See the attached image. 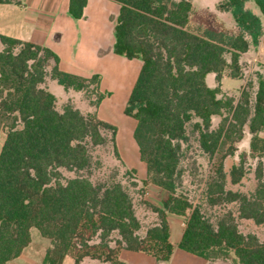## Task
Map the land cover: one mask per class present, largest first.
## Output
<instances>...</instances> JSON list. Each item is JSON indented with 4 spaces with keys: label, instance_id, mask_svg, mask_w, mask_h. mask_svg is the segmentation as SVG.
I'll use <instances>...</instances> for the list:
<instances>
[{
    "label": "trees",
    "instance_id": "obj_1",
    "mask_svg": "<svg viewBox=\"0 0 264 264\" xmlns=\"http://www.w3.org/2000/svg\"><path fill=\"white\" fill-rule=\"evenodd\" d=\"M12 1L18 3L0 4ZM112 1L121 6L114 53L143 63L124 113L137 121L134 138L148 167V181L139 184L136 172L125 167L132 179L128 186L117 181L95 184L80 175L64 178L62 169L79 174L92 168L91 149L109 142L122 163L116 147L118 129L71 105L60 111L56 95L44 86L47 69L53 61L52 79L66 91L86 92L93 86L97 97L90 100L96 108L105 98L99 92L101 76L64 73L49 48L0 36V134L6 133L0 152V264L22 255L32 242V229L51 241L42 264H63L67 256L76 264H88L86 260L123 264L122 250L144 252L166 263L175 250L167 221L171 214L187 220L181 250L210 261L229 259L233 253L234 264H264V240L241 233L233 214L214 224L200 206L177 194L189 124L199 135L202 154L214 160L227 142L232 152V144L239 143L246 131L252 135V152L264 145L259 137L264 129V65L252 72L239 99L224 94L220 86L226 69L235 79L246 78L249 64L241 57L260 45L264 0H253L261 16L248 7L251 0H226L220 9L232 14L236 29L221 27L209 13L205 29L197 31L190 29L197 14L190 0ZM87 4L88 0H71L70 15L84 18ZM209 74H216L217 87L207 84ZM214 118L219 120L216 126ZM222 158L219 176L208 188L211 197H218L213 202L239 204L240 221L263 226V169L256 174L255 192L248 195L232 189L242 185V163L228 174L227 156ZM148 184L168 194L161 208L148 205L157 221L142 230L135 200ZM139 187L142 194L134 199L131 188Z\"/></svg>",
    "mask_w": 264,
    "mask_h": 264
},
{
    "label": "crops",
    "instance_id": "obj_2",
    "mask_svg": "<svg viewBox=\"0 0 264 264\" xmlns=\"http://www.w3.org/2000/svg\"><path fill=\"white\" fill-rule=\"evenodd\" d=\"M17 1L18 3L12 1L11 3L0 4V36L32 42L49 48L59 57V69L64 73L85 78L100 75L101 85L99 92L105 95V98L97 108V112L104 122L116 126L118 129L116 147L124 167L136 172L135 176L139 184H142L143 181H148V167L141 160L139 147L134 138L137 121L124 113L143 63L139 59L129 60L114 53V26L121 6L112 0H88L84 18L77 20L69 13L71 0ZM190 1L195 13L206 16L212 13L216 16V22L221 27L228 30L236 29V22L232 14L220 9V4L226 2V0ZM248 7L261 16L253 0L248 3ZM0 49H2L1 44ZM241 62L249 64L248 73L255 71L259 65H264V35L258 47H251L247 53L242 55ZM248 73L243 80L236 79L242 81L243 84L238 94H234L223 89L224 80L233 78L231 70L226 69L220 83L222 92L239 99L241 91L248 82ZM53 81L52 87L58 91L56 95L58 101L60 98L68 101L73 99L74 103H68V105L74 106L75 100L78 97H83L81 92L66 91L56 80ZM56 83L60 86L59 90L56 87ZM207 84L211 88L219 85L216 80V74L207 76ZM46 88L50 90V86ZM68 97L70 98L68 99ZM117 98L119 100L120 98H123L122 100L125 99L122 106L113 103L112 100H118ZM111 101L112 105H108ZM89 102L90 107H94L91 101ZM74 108L78 109L75 106ZM91 111L92 108L89 113H92ZM213 121L219 120L214 118ZM259 137L264 140V129L260 132ZM5 140L6 134L3 136V133H1V148ZM251 141L252 135L246 131L244 138L236 146L238 149L236 153L240 154L241 151L248 153L251 150ZM238 156H235L234 159H238ZM232 189L237 191L235 188ZM167 194L165 190L153 184H148L145 187L143 196L140 198L145 203L141 207H144L142 209L143 215H148L147 220H152L151 224L140 217L135 200L136 214L141 222L142 230L151 227L157 221L156 214L152 212L148 205L161 208ZM167 221L170 227V243L175 247L174 253L168 262L158 263L150 254L129 250H122L119 253V261L123 264H234L235 256L233 253L229 259L210 261L181 250L179 244L185 232L187 220L185 217L171 214L168 216ZM50 247L51 243L46 242V240L34 241L32 238L31 244L24 250L22 255L10 264H42ZM86 261H88V264H110L91 260ZM63 264H76V262L72 257L67 256Z\"/></svg>",
    "mask_w": 264,
    "mask_h": 264
},
{
    "label": "rangeland",
    "instance_id": "obj_3",
    "mask_svg": "<svg viewBox=\"0 0 264 264\" xmlns=\"http://www.w3.org/2000/svg\"><path fill=\"white\" fill-rule=\"evenodd\" d=\"M221 5V4H220ZM202 16V19L201 17ZM200 17V19H199ZM205 19L208 20L207 16L204 14L197 13L191 19L190 22V29L197 31L198 28L205 29ZM201 22V23H200ZM230 59V57H228ZM55 66L53 61H50V67L47 69V77L46 82L44 84L45 87L50 86V92L57 95L58 91L52 87V83L54 82L51 76V68ZM252 72L248 73V81L251 80L253 77ZM243 82L240 80H236L233 78L226 79L223 82V89L225 91H230L234 94H238L240 87L242 86ZM56 87L59 90L60 86L56 83ZM93 86L86 92H81L83 97H78L75 100V107H78L80 111L84 115L90 114V109L92 108V113L97 117L98 120L103 121L101 116L97 112V108L90 107L89 101L96 100V93L93 90ZM252 92H256L253 90ZM123 97V96H122ZM252 97L254 94L252 93ZM70 97H68L69 99ZM91 99V100H90ZM118 99V98H117ZM120 98V100H112L114 104H118L119 106L123 105L124 100ZM63 99L60 98L58 101V109L62 111L66 105L73 104V99ZM112 101L108 105H112ZM89 105V106H88ZM73 106V107H74ZM77 109V108H76ZM218 120V119H217ZM218 121H214V125L216 126ZM188 133L190 136V141L188 144L183 146V158L181 162V169L184 171L183 178L181 183H179V188L177 190L178 195H182L187 197L195 206H200L206 217L214 224L218 222V219H222L224 215L229 213L235 216V220L239 225V229L241 233L244 235L254 234L258 236L260 240H264V225L258 226L252 220H244L240 221L238 219L239 216V204H226L222 202V200H218L217 202H213V200L217 199L218 197H211L209 193V185L214 182L216 178H218V170L220 168L219 164L222 161V157L227 156V161L225 162L224 170L229 174L232 170L233 165H240L242 163L245 176L242 181V185L240 187H233L231 184L230 187L235 188V190L244 191L248 195L255 192L259 182L257 180L256 174L258 169L261 167L263 170V181H264V145L259 144L258 150L254 153L251 150L248 153L241 151V153H236L238 151L237 144L235 143L233 146V151H230V143L227 142L223 144V149L219 152L216 160L211 159L209 156L203 155L199 149V142L198 138L199 135L194 133L193 123L187 126ZM3 136L5 131H2ZM109 140L111 139V133L107 134ZM243 148H245L243 146ZM0 147V152H1ZM92 155H93V166L92 168L80 172L79 174L76 172H69L65 169H62V175L64 178H74L78 175L87 177L93 181V183H112V182H122L126 186L130 185L132 179L130 176L126 174V169L122 165V163L118 160L114 153V146L109 142L107 145L102 147L92 148ZM243 150V149H241ZM231 152V153H230ZM238 156V159H234L235 156ZM224 163V162H223ZM230 183V179L227 180V186ZM132 193L134 195V199H136L137 194H142V189L139 187L138 189H132ZM140 200V201H139ZM144 200L136 199V205L138 214L140 213V217L148 221L151 224L152 220L148 219V215H143L141 205L144 204ZM142 213V214H141ZM32 238L34 241L36 240H46V242H50V240L42 237L40 232L37 229H32Z\"/></svg>",
    "mask_w": 264,
    "mask_h": 264
}]
</instances>
